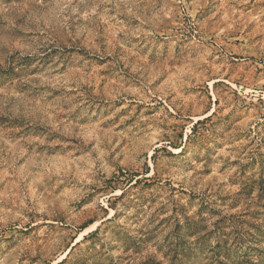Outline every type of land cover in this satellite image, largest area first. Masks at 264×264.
Masks as SVG:
<instances>
[{
  "label": "rangeland",
  "instance_id": "obj_1",
  "mask_svg": "<svg viewBox=\"0 0 264 264\" xmlns=\"http://www.w3.org/2000/svg\"><path fill=\"white\" fill-rule=\"evenodd\" d=\"M0 264H264V0H0Z\"/></svg>",
  "mask_w": 264,
  "mask_h": 264
}]
</instances>
